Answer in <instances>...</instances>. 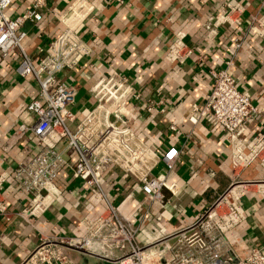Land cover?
<instances>
[{
  "label": "crops",
  "instance_id": "0c3cea01",
  "mask_svg": "<svg viewBox=\"0 0 264 264\" xmlns=\"http://www.w3.org/2000/svg\"><path fill=\"white\" fill-rule=\"evenodd\" d=\"M42 19L28 22L24 31L30 36L28 55L36 60L38 49L46 47L62 30L59 17L72 0H42ZM95 13L80 31L91 49L81 69L64 71L61 78L79 91L73 112L82 118L84 110L94 104L89 94L93 82L116 71L130 78L142 93L140 105L157 100L171 106L165 115H145L135 121L134 129L143 142L159 156L175 148L179 159L167 180L177 185L176 194L164 192L165 209L138 192L132 180L109 173L110 184L120 188L110 197L120 211L143 230L139 241L152 243L159 229L166 234L177 233L191 225L233 183L243 189L241 206L247 219L232 232L230 241L238 252L264 245V168L255 164L235 177L225 134L201 121L196 125L188 117L193 104H202L212 89L210 70H223L232 62L229 72L238 89L248 93L260 114L251 121L247 137L258 135L264 120V32L250 27V15L264 14V0H90ZM33 0H16L8 10L11 17L21 15ZM241 3L246 12L239 27L221 26L208 37L206 25L227 11V4ZM184 33L185 42L194 55L184 65L166 61L168 48L175 35ZM241 41L240 49L236 42ZM19 59L14 53L0 65V176L11 174L19 163L27 162L36 143L17 140L15 130L23 120L22 113L39 92L32 78L18 72ZM25 117V116H24ZM21 119V120H20ZM174 127L175 130H171ZM159 163L154 173L163 172ZM63 189L60 205L50 208L33 225L15 218L0 217V264H23L38 245L41 236L79 238L85 235L81 221L96 216L100 208L91 207L87 188L75 179L71 170L64 171L58 182ZM6 204L13 209L25 205L23 193L11 180L3 187ZM138 217L134 213L138 211ZM148 211V213H147ZM158 229L157 231H154ZM82 264H109L100 257L73 255Z\"/></svg>",
  "mask_w": 264,
  "mask_h": 264
},
{
  "label": "built area",
  "instance_id": "2783aa9c",
  "mask_svg": "<svg viewBox=\"0 0 264 264\" xmlns=\"http://www.w3.org/2000/svg\"><path fill=\"white\" fill-rule=\"evenodd\" d=\"M15 1L0 0V65L16 53L17 72L32 78L39 87L37 96L25 105L23 120L14 133L15 139H31L36 146L27 162L19 163L13 173L0 176V217L8 222L19 218L33 225L50 208L60 205L64 192L58 182L67 169L84 183L88 204L100 208L96 216L82 219L84 236L42 235L23 264H82L73 256L75 253L97 256L109 264H151L145 253L158 250L161 252L155 264H264V245L241 253L230 241L229 235L247 219L241 206L243 189L234 183L183 230L166 234L159 229L152 243L139 241L143 230L111 200V193H119L120 188L110 184L109 173L114 170L120 177L132 180L138 185V192L165 209L164 192L174 195L179 191L177 185L168 182L166 173L177 164L179 152L169 148L159 156L143 142L134 123L145 115H165L173 109L157 100L140 105L142 93L130 78L111 71L93 82L89 94L94 104L79 118L73 112L79 91L64 82L61 74L81 69L90 56L91 49L80 31L92 20L95 6L90 0H72L59 17L61 32L46 47L38 49L39 56L34 60L27 53L31 39L24 26L42 19L40 10L44 4L33 0L29 10L11 17L8 10ZM226 7L224 15L206 25L209 38L221 26H241L245 7L239 2ZM249 19L250 27L264 32V14H252ZM241 46L242 42L237 41L236 48ZM193 55L184 33L179 32L165 59L181 66ZM231 66L230 61L223 70L209 71L212 89L202 104L192 105L188 120L193 125L204 121L224 132L232 169L239 179L255 164L264 168V120L258 135L246 136L249 123L261 114L252 105L250 95L238 89L229 72ZM159 163L165 170L155 174ZM9 180L25 196L26 203L20 209L6 204L3 187ZM138 212L134 213L135 218Z\"/></svg>",
  "mask_w": 264,
  "mask_h": 264
},
{
  "label": "bare ground",
  "instance_id": "6f19581e",
  "mask_svg": "<svg viewBox=\"0 0 264 264\" xmlns=\"http://www.w3.org/2000/svg\"><path fill=\"white\" fill-rule=\"evenodd\" d=\"M160 252L161 251L158 250L156 252L150 251L148 253H145V258L148 261V263H151V264L157 263V259H158L157 257L159 256Z\"/></svg>",
  "mask_w": 264,
  "mask_h": 264
}]
</instances>
